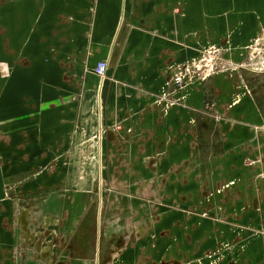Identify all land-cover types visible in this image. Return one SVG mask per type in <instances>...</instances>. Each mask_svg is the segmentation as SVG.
I'll return each instance as SVG.
<instances>
[{"label": "crops", "instance_id": "crops-1", "mask_svg": "<svg viewBox=\"0 0 264 264\" xmlns=\"http://www.w3.org/2000/svg\"><path fill=\"white\" fill-rule=\"evenodd\" d=\"M263 50L264 0H0V264H264Z\"/></svg>", "mask_w": 264, "mask_h": 264}, {"label": "rangeland", "instance_id": "rangeland-1", "mask_svg": "<svg viewBox=\"0 0 264 264\" xmlns=\"http://www.w3.org/2000/svg\"><path fill=\"white\" fill-rule=\"evenodd\" d=\"M232 66L234 65L224 59L223 48L207 46L199 52L197 58L178 68L177 73L170 78L173 89L165 97L161 96V98L167 99L168 106L174 107L179 104V100H183V94L189 86L203 84L220 72L231 70ZM92 157L98 158L97 155Z\"/></svg>", "mask_w": 264, "mask_h": 264}, {"label": "built area", "instance_id": "built-area-1", "mask_svg": "<svg viewBox=\"0 0 264 264\" xmlns=\"http://www.w3.org/2000/svg\"><path fill=\"white\" fill-rule=\"evenodd\" d=\"M263 56H264V50H263ZM261 68V67H258ZM262 69H264V59L262 63ZM108 73V64L105 61H100L97 63V66L95 68V74L100 78H105ZM165 100V99H164Z\"/></svg>", "mask_w": 264, "mask_h": 264}]
</instances>
